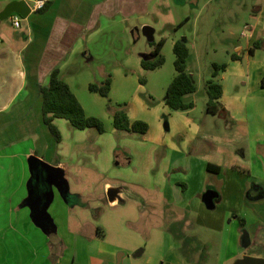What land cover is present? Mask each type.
Segmentation results:
<instances>
[{
  "label": "crops",
  "instance_id": "crops-1",
  "mask_svg": "<svg viewBox=\"0 0 264 264\" xmlns=\"http://www.w3.org/2000/svg\"><path fill=\"white\" fill-rule=\"evenodd\" d=\"M8 1H0V12ZM254 1L251 24L246 25L236 40L232 39L237 45V52L223 51L226 61L222 64L226 67L215 77L222 87L219 102L227 113L226 120L206 112L205 83L209 78L199 86L196 73L189 68L186 70L194 79L196 91L184 96V99L194 103L192 109L172 111L165 105L164 98L154 106L137 95L126 102L129 121H143L148 125L147 132L141 135L143 145L165 162L164 171L167 174L156 180V185L155 179L147 177L141 191L148 199V213L157 215L155 209L160 199L161 204H165L162 209L165 210L162 212L164 216L161 215L159 221L153 224L115 223L97 225L98 229L83 228L81 231L76 230L80 229V225L76 228L65 225L66 231L72 235L71 239L60 238L55 242L56 247H51L43 231L33 222L31 207L21 204L28 197L26 183L31 179L29 159L45 160V154L53 152L46 145L40 149L41 153L30 149L26 153L27 168L21 163L16 166L21 177L15 179L4 174L7 182L25 183L22 200L14 199L12 194L4 203L9 210L8 225L13 227L11 230L18 238L20 234L25 237L27 253L18 256L15 251L14 256L2 264H204L211 261L214 264H234L243 256L264 259V87L261 86L264 76V0ZM78 2L82 8L75 0H52L51 7L40 14L41 17L34 12L36 17H33V22L27 18L30 29L25 44L23 38L18 39V36L4 30L0 22V114L11 109L22 93L40 102L36 87L47 83L49 72L55 67L78 99L74 89L75 75L90 68L84 65L88 61L87 56L91 57L92 61H89L92 65L95 62L92 47L97 39L104 33L106 39L110 40L111 36L113 40L121 38V42L129 46L128 32L134 34L144 25L131 26L133 15L138 13L140 18L147 15L156 0ZM182 3L185 4V1ZM184 19L182 26L175 29L172 45L180 37L177 33L191 22L189 16ZM128 25L132 27L128 28L129 31L126 29ZM153 30L154 36L156 30ZM194 35L197 37L196 31ZM232 35L233 32H230L229 36ZM162 38L165 42L160 52L167 43V38ZM183 38L189 47L188 37ZM31 40L34 48L23 57ZM223 41L219 38V42L211 43L213 46ZM192 42L194 46L198 45L195 40ZM206 48L207 45L200 41L199 49L206 52ZM151 50L150 46L136 57L130 52L122 58L117 66L123 70V80L121 77L115 83V79L111 80L109 93L119 85V81L127 83L130 78L126 71L140 65L142 58H149ZM212 50L217 52L214 47ZM231 55H235L236 59H232ZM28 77L33 79V84H29ZM199 89L202 90L200 99ZM19 108L26 111L22 104ZM110 120L111 130L119 132L113 127L112 118ZM39 131L29 129L27 134L34 136ZM121 134L139 135L131 132ZM33 140L37 141L35 137ZM55 153L58 155L57 151ZM46 161L58 170L64 168L61 161L56 162L51 157ZM170 170L174 175L170 174ZM26 174V181H21ZM149 181H153L152 184H148ZM19 187L17 184L18 191ZM208 189L217 193L212 210L206 209L201 201V195ZM111 190H114L111 186L106 188L107 193ZM117 195L118 192L107 195L106 202L116 205L120 202ZM258 195L262 197L258 199ZM120 196L123 197L121 193ZM239 219H244L248 228L243 230L249 235L250 245L247 248L241 245L243 226ZM20 226L24 233L17 231Z\"/></svg>",
  "mask_w": 264,
  "mask_h": 264
},
{
  "label": "rangeland",
  "instance_id": "rangeland-1",
  "mask_svg": "<svg viewBox=\"0 0 264 264\" xmlns=\"http://www.w3.org/2000/svg\"><path fill=\"white\" fill-rule=\"evenodd\" d=\"M87 1L89 2V0H84V2ZM183 1L185 4L182 3ZM75 3L82 8V4L78 0L77 2L75 0ZM255 4L254 0H156L153 9L147 15L142 18L138 13L133 15L131 26H139L142 23L144 25L139 27L134 34L128 30L130 25L126 27L129 31L127 34L129 46L121 42V38L113 40V36H111L108 40L109 38L106 39V35L102 33L92 47V52L96 57L95 62L92 65L91 57H86V61H88L84 62V65L90 68L78 71L75 75L76 86H74L85 113L101 121L104 128L102 134L93 128L76 130L66 120L55 119L53 124L57 127L61 137L60 142L57 143L42 123L41 100L39 102L26 96L25 93L16 99L11 109L0 114V264L7 258L11 259L15 251L18 256L27 253V242L23 240L25 237L20 234L18 238V235L13 234L11 230L13 227L8 225L9 210L4 203L5 199L12 194L15 196L14 199L22 200L25 197V183L7 182L4 174H9L15 179H18V176L21 177L16 166L21 163L27 168L28 156L26 153L30 149L41 153L40 149L42 150L46 145L50 152H53L45 154L46 159L40 160L38 164L31 162L33 163V167L31 164L33 168L32 183L36 197L39 194V189L47 192L44 193L38 204L39 211L45 214L47 221L51 222L52 220L57 229L56 233L49 237L44 234L48 241L50 239L53 242L60 238L71 239L72 235L66 231L67 226L65 227V225H70L71 228L80 225V229L76 230L81 231L83 228L98 229L97 225L108 226L115 225V223L116 225L153 224L159 221L161 215L164 216L162 212L164 213L165 210L162 209L165 204H161L160 199L156 209L153 208L155 212L158 211L157 215L148 213L150 209L148 199L144 198L141 191L146 185L143 181L147 177H152L153 181L155 179L154 184L156 185V180L162 179L165 176L164 173L167 174L164 171L165 162L161 157L158 158L154 152H150L147 145H143L141 135H125L121 134L123 132L111 130L109 107L126 105V102L134 95L145 98L154 106L162 101L174 76L175 57L172 51V39L176 33L175 26L185 16H189L191 22L177 34L178 37L180 36L179 39L184 36L189 39L188 48L191 57L187 60V68L196 73V82L201 86L204 80L211 77V63L222 64L226 61V55L223 52L225 49L237 52L238 48L233 40L239 37L247 24H251ZM35 15L30 13L27 18L32 21L33 17H36ZM20 18V28H13L10 17L0 22L4 26V30H8L15 37L18 36V39L19 37L23 38L25 41L22 39V42L25 44L28 41L27 31L30 29V25L27 18L24 19L21 16ZM172 25L175 26L172 27ZM144 26L155 28L156 32L153 36L155 41L163 36L167 38V43L161 52L164 64L153 71H146L139 64L136 68H130L126 71L129 73L130 79L126 84L119 81V85L114 87L108 98L90 92L87 86L89 83L100 84L107 76H110L111 80L115 79L114 83L119 80L118 77L122 78L123 70L117 64L122 62L124 56L132 52L136 54V57L140 52L148 50L150 46L142 33ZM116 31L119 30L116 29ZM195 31L198 34L197 37L194 35ZM230 32H233L232 37L229 36ZM219 38L225 40L224 43L212 46L211 42H219ZM193 40L196 41L197 46H194ZM200 41L207 45L206 52L199 49ZM213 47L217 49V52H213ZM33 48L34 44L31 40L27 44L23 57ZM141 79H144V85L139 83ZM198 97L199 99L202 97L200 89ZM21 104L26 107L25 112L19 108ZM29 129L37 132L39 129L41 130L39 134L33 136L31 133L27 134ZM33 137L37 141L33 140ZM49 157L56 162L61 161L64 168L56 169L54 165L46 161L49 160ZM39 164L43 167L40 168ZM169 172L172 174L173 171ZM22 178L24 179L21 181H26L27 174ZM152 182L149 181L148 184H152ZM17 184L20 185L19 191L16 189ZM29 184L30 180L26 183L28 194L32 189ZM108 186L113 187L114 192H118L117 196L120 198V202L114 206L106 202ZM48 192L52 193L49 202ZM120 193L123 197L120 196ZM30 199L31 197H27L22 204H29ZM34 202L35 200L32 201V203ZM47 202L49 204L46 207ZM23 210L25 211V208ZM191 221L194 223L193 220ZM16 229L19 233H24L21 226L20 229ZM247 229L243 225L242 231ZM26 238L28 239V237ZM204 264H214V262Z\"/></svg>",
  "mask_w": 264,
  "mask_h": 264
},
{
  "label": "trees",
  "instance_id": "trees-1",
  "mask_svg": "<svg viewBox=\"0 0 264 264\" xmlns=\"http://www.w3.org/2000/svg\"><path fill=\"white\" fill-rule=\"evenodd\" d=\"M52 5V0H49L37 12L44 14ZM187 19H184L186 21ZM175 26V29L182 26L183 22ZM165 39L162 38L158 42H149L152 47L150 56L147 59L140 60V66L146 71H152L164 64V57L161 54V49ZM174 54V71L175 75L168 85L164 103L172 111H185L194 107L193 102H186L184 96L192 94L196 91V85L193 77L187 72V60L189 58V49L185 39L181 38L174 42L172 48ZM232 59H236L235 55H231ZM225 64H212L211 77L205 83V92L207 95L206 112L217 115L219 118L226 120L227 113L224 107L219 102L222 95L221 85L215 81V77L220 71L225 69ZM37 80V78H36ZM29 84H33V79L28 77ZM142 85L145 84L144 79L139 81ZM36 85V84H35ZM261 86L264 87V76L261 80ZM111 89V79L107 76L100 84L90 83L88 90L92 93L99 94L104 98H108ZM36 91L41 99V120L47 127L54 140L59 143L61 140L60 133L57 127L53 124L55 119H64L70 126L76 130H84L93 128L99 134L104 133V128L101 121L93 116H87L80 102L69 88L68 84L60 78L58 68H53L48 75L47 83L42 86H37ZM113 127L119 132H131L143 135L147 132L148 125L143 121L130 122L127 116L126 105H116L109 107ZM209 169V168H208ZM33 183L31 182V185ZM30 185V184H29ZM30 204V202H29ZM22 204V205H29ZM32 219L36 226L39 227L47 237L56 233V227L51 222L47 221L45 214L42 211L32 210ZM240 225H244V219H239ZM58 239H49L51 247H56L55 242Z\"/></svg>",
  "mask_w": 264,
  "mask_h": 264
},
{
  "label": "water",
  "instance_id": "water-1",
  "mask_svg": "<svg viewBox=\"0 0 264 264\" xmlns=\"http://www.w3.org/2000/svg\"><path fill=\"white\" fill-rule=\"evenodd\" d=\"M18 14L23 18H27L30 15V9L27 7L26 3L23 0H18V1H9L4 9L0 12V20L6 19L8 18L11 14ZM153 29L149 26H144L142 29V33L143 35L147 38V40L149 42L153 41ZM164 129L167 131L168 130V126L167 123L164 124ZM41 159H37L35 157H31L29 159V165L31 167H33V163L31 162H36L35 164L40 163ZM40 165V164H39ZM31 169V179H30V185L32 182V171L33 168ZM34 167H37V165H34ZM40 168L43 167L42 165L39 166ZM39 168V169H40ZM34 177V175H33ZM32 189L29 191L28 194V198L31 197V201H33L34 199L38 200V204L40 202V200L43 198L42 196H44V193H47L46 191H42L41 193L38 194V196L36 197L34 189H33V184L31 185ZM48 202L51 200L52 198V193L48 192ZM113 193L115 194L114 190H111L109 193H107L108 196L113 195ZM46 195V194H45ZM261 195H258V199L261 198ZM217 198V193L213 190L208 189L207 191H205L202 195H201V201L203 202V204L205 205L206 209L208 210H212L215 207L214 204V200ZM46 203V207L48 206L49 203ZM241 245L243 248H247L250 245V240H249V235L247 233V231H243L242 235H241ZM234 264H264V259L261 258H256V257H252V256H243L241 259L237 260Z\"/></svg>",
  "mask_w": 264,
  "mask_h": 264
},
{
  "label": "built area",
  "instance_id": "built-area-1",
  "mask_svg": "<svg viewBox=\"0 0 264 264\" xmlns=\"http://www.w3.org/2000/svg\"><path fill=\"white\" fill-rule=\"evenodd\" d=\"M10 1H18V0H10ZM27 7L30 9L31 13L39 11L47 1L49 0H23ZM11 24L14 28H20L21 27V18L18 14H11L10 16Z\"/></svg>",
  "mask_w": 264,
  "mask_h": 264
},
{
  "label": "flooded vegetation",
  "instance_id": "flooded-vegetation-1",
  "mask_svg": "<svg viewBox=\"0 0 264 264\" xmlns=\"http://www.w3.org/2000/svg\"><path fill=\"white\" fill-rule=\"evenodd\" d=\"M43 190H41V189H39V193H41ZM35 200V202L34 203H32V201L30 202V204H29V207H31V209L32 210H38V208H39V206H38V200H36V199H34Z\"/></svg>",
  "mask_w": 264,
  "mask_h": 264
}]
</instances>
